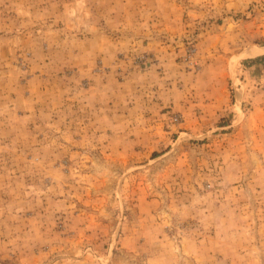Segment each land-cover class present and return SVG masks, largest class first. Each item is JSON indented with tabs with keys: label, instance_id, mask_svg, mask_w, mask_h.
<instances>
[{
	"label": "rangeland",
	"instance_id": "374dc122",
	"mask_svg": "<svg viewBox=\"0 0 264 264\" xmlns=\"http://www.w3.org/2000/svg\"><path fill=\"white\" fill-rule=\"evenodd\" d=\"M0 264H264V0H0Z\"/></svg>",
	"mask_w": 264,
	"mask_h": 264
},
{
	"label": "bare ground",
	"instance_id": "6f19581e",
	"mask_svg": "<svg viewBox=\"0 0 264 264\" xmlns=\"http://www.w3.org/2000/svg\"><path fill=\"white\" fill-rule=\"evenodd\" d=\"M259 52V50L257 51V53ZM251 56V55H250Z\"/></svg>",
	"mask_w": 264,
	"mask_h": 264
},
{
	"label": "crops",
	"instance_id": "0c3cea01",
	"mask_svg": "<svg viewBox=\"0 0 264 264\" xmlns=\"http://www.w3.org/2000/svg\"><path fill=\"white\" fill-rule=\"evenodd\" d=\"M249 58H253V57H249Z\"/></svg>",
	"mask_w": 264,
	"mask_h": 264
}]
</instances>
